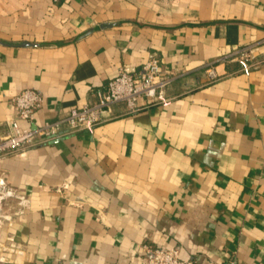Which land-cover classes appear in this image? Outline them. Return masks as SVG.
I'll return each instance as SVG.
<instances>
[{"label": "crops", "instance_id": "1", "mask_svg": "<svg viewBox=\"0 0 264 264\" xmlns=\"http://www.w3.org/2000/svg\"><path fill=\"white\" fill-rule=\"evenodd\" d=\"M152 58L170 105L0 156V264H264V0H0V139L24 90L55 122Z\"/></svg>", "mask_w": 264, "mask_h": 264}, {"label": "built area", "instance_id": "2", "mask_svg": "<svg viewBox=\"0 0 264 264\" xmlns=\"http://www.w3.org/2000/svg\"><path fill=\"white\" fill-rule=\"evenodd\" d=\"M250 55L244 53L239 64L244 74L249 75L252 64ZM210 80L216 79L213 69L208 70ZM172 78L161 69L158 58H152L137 72L122 69L118 76L111 79L103 90L98 92L94 104L73 108L69 115L55 122L36 124V113L43 106V96L27 89L13 98L16 118L11 122V132L0 139V156L21 155L41 144L52 142L66 135L85 131L93 134L108 121L114 104H125L129 113H135L152 106H168L172 100L166 94ZM21 122L28 124L22 127ZM9 195L7 187L0 181V202ZM142 264H193L184 260L178 248H153L145 245Z\"/></svg>", "mask_w": 264, "mask_h": 264}]
</instances>
